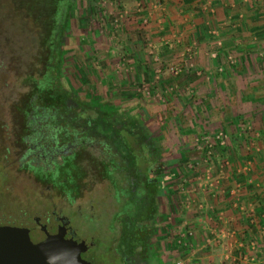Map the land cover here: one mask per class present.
<instances>
[{
  "label": "rangeland",
  "instance_id": "rangeland-1",
  "mask_svg": "<svg viewBox=\"0 0 264 264\" xmlns=\"http://www.w3.org/2000/svg\"><path fill=\"white\" fill-rule=\"evenodd\" d=\"M125 2L130 5V11L138 8L136 0H74L67 28L60 35V60L63 61L55 70L57 57L50 58L49 48L41 43L47 34L44 21L47 3L42 0H0V123H3L0 129L3 133L0 134V214L11 223L24 221L31 225L30 216L41 212L43 196L49 194L31 173L20 166L24 146L14 144V141L22 130L20 115L28 109L25 105L29 95L41 91L40 88L45 89L52 74L50 77L58 78L56 81L53 79V85L65 91L68 105L77 104L81 115L85 113L89 121L101 110H109L107 114L112 110L113 117L108 122L112 125L118 124L120 115H129L130 121L143 132L146 145L155 148L160 163L157 176L161 177L158 182L161 190L156 198L155 232L149 235L151 244L145 247L144 264H202L204 259L200 258L201 255L192 257L193 260L187 259L191 257L188 251L192 246L188 243L192 231L186 229L194 226L189 223L201 217L202 213L192 217L185 206L189 205L190 198L193 201L197 199L199 204L203 202L196 176L201 179L213 169L217 171L218 163L216 160L207 163V156L220 158L228 154L225 146L220 148L219 142H232L235 136L238 139L237 134L230 133V130L234 128L231 114L242 103L239 95L246 96L253 91L263 95L264 85L261 83L264 78H257L255 86V76L251 75L256 73L254 69H246L245 75L239 78L229 68L224 70L223 64L236 61V55H219L217 67L208 71L198 67L200 59L196 61L198 66L193 67L192 54L190 60L176 61L175 54L162 55L159 50L157 53L152 51L154 44L146 40L143 46L152 52H147V48L141 64L143 69H138L140 64L137 70L129 68L133 66L130 61L134 65L136 61L132 59L134 54L124 50L126 39H123L122 28L128 29L124 20L129 11L125 9ZM160 27L161 23L157 22L149 29L137 25L136 30L164 35L165 28ZM165 39L168 40L165 43L167 48L173 49V42ZM160 43L164 44L161 40ZM141 44L138 43L140 47ZM215 56L208 55L209 59ZM219 74L224 81L217 78ZM207 91L210 98L204 96ZM175 94L177 96L174 97ZM240 109H244L243 105ZM241 120L248 124V118L242 117ZM220 131H225V135ZM83 152L77 165L73 163L68 167L67 160L64 162L62 174L65 181H60V173L57 176L47 174L45 180L53 186L51 196L56 206L61 204L60 195H66L69 201L75 198V203L81 205V215L74 216L65 207L62 213L70 220L77 236L84 239L93 237L95 246L90 253H94L96 263L120 264L114 255L116 246L113 243L117 240L120 224L116 222L113 229V223L123 218L119 210L124 203L117 206L113 200L117 196L112 193L113 189L110 191L104 181L95 180L92 169L95 160H91L96 155L95 149L87 148ZM33 174L38 177L35 172ZM111 174L109 171L108 175ZM192 176L197 181L193 187L188 182ZM116 193L121 195V192ZM128 193L129 196L136 194L134 191ZM89 206L93 208L91 216L87 211ZM44 209L48 211L50 208ZM176 215L179 222L173 220ZM195 232V237L201 239V227ZM162 241L166 242V250H163L166 257L157 251ZM200 245L192 249L197 248V253L205 252ZM211 253L216 254L213 250ZM175 258L183 262H175Z\"/></svg>",
  "mask_w": 264,
  "mask_h": 264
},
{
  "label": "crops",
  "instance_id": "crops-1",
  "mask_svg": "<svg viewBox=\"0 0 264 264\" xmlns=\"http://www.w3.org/2000/svg\"><path fill=\"white\" fill-rule=\"evenodd\" d=\"M136 1L138 8L132 7L133 11H130V5L125 2V9L129 11L124 22L128 29L122 28L123 39H126L124 50L128 54H134L132 59L136 61V66L130 61L133 66L129 68L137 70L139 64H142L148 48L143 46V41L145 44L146 40L154 44L152 51L157 53L159 50L162 55L175 54L176 61L190 60L192 54L193 67L200 64L198 67L208 71L217 67L216 59H219V55H236V61L223 64L224 70L229 68L239 78L245 75L246 69H254L256 73L251 75L255 76V86L257 78H264V0ZM157 22L161 23L160 29L165 28L164 35L136 30L137 25L149 29ZM165 38L173 42V49L167 48L165 43L168 40ZM140 42L142 47L138 45ZM135 44L137 46L134 47ZM148 50L147 52H152L151 49ZM208 55L216 56L209 59ZM198 59L201 63L197 64ZM140 67L143 69L144 66L141 65L138 69ZM124 70L128 72V68L124 67ZM217 78L225 80L220 74ZM261 84L264 85V82ZM204 96L210 98L209 92ZM239 101L245 105L241 103L238 106L237 111L241 114L235 116L234 128L230 130V133L237 134L238 139L235 136L232 142H219L220 148L224 149L225 146L227 149L226 156H207V163L216 160L217 171L213 169L201 179L196 176L198 183L196 177L188 179L189 186L193 187L197 183L203 194L202 203L190 198L189 205L185 206L192 217L202 213L201 217L192 219L193 223H189L194 226L186 227L192 231L188 245L193 248L201 243L200 247L205 248V252L197 253V248H191L188 251L191 257L187 259L199 258L197 255H201L200 258L204 259L202 264H264V94L253 91L246 96L239 95ZM242 105L244 109H240ZM245 107L250 109L249 112ZM242 117L248 118V124L242 123ZM220 132L225 135V131ZM170 177L171 175L168 178ZM178 219L177 215L173 217L175 222H179ZM199 227L201 239L195 237V231ZM161 245L157 251L166 257L163 254L166 253L163 251L166 242L162 241ZM212 250L216 254L211 253ZM175 259V262L180 260Z\"/></svg>",
  "mask_w": 264,
  "mask_h": 264
},
{
  "label": "flooded vegetation",
  "instance_id": "flooded-vegetation-1",
  "mask_svg": "<svg viewBox=\"0 0 264 264\" xmlns=\"http://www.w3.org/2000/svg\"><path fill=\"white\" fill-rule=\"evenodd\" d=\"M43 91L31 92L29 95L25 105L28 109H22L25 113L20 115L22 130L14 144L24 146L20 166L28 172L26 167L30 166L39 171L43 180L36 178L31 171L29 173L49 194L43 196L41 212L30 216L31 225L24 221L11 223L1 214L0 225L26 228L32 242L57 234L54 242L61 246H71L72 241L82 239L87 246L80 251L79 259L88 264H97L94 253H90L95 246L93 237L84 239L77 236L70 220L62 213L65 207L74 216L81 215V205L75 203V198L69 201L66 195H60L61 204L56 206L51 196L53 186L45 180L47 174L57 176L60 173V181H65L62 174L66 165L64 162L67 160L68 167H72L73 163L77 165L83 151L94 148L96 155L91 160H95L92 163L95 180L104 181L105 187H110V191L113 189L112 193L117 195L113 198L117 206L124 203L122 210L118 209L123 218L113 223V229L116 222L120 224L117 240L113 241L116 246L114 255L120 264H144L145 247L151 244L149 235L155 232L153 220L157 213L156 198L161 190V185H158L160 176H157L160 163L155 148L146 145L143 132L130 121L128 115H120L118 124L112 125L108 123L113 117L112 110L108 114L106 112L109 110H101L89 121L85 113L81 115L77 104L68 105L65 93L58 97V100L65 98L63 104L54 102L50 106L47 101L49 95L46 94L49 91ZM14 108L19 113L18 107ZM0 124L2 129L3 123ZM1 140L0 136V143ZM109 171H112L111 175H108ZM116 191L121 192V195ZM128 191L136 194L129 196ZM48 206L50 209L45 211L44 208ZM92 210V206L87 208L88 213Z\"/></svg>",
  "mask_w": 264,
  "mask_h": 264
},
{
  "label": "water",
  "instance_id": "water-1",
  "mask_svg": "<svg viewBox=\"0 0 264 264\" xmlns=\"http://www.w3.org/2000/svg\"><path fill=\"white\" fill-rule=\"evenodd\" d=\"M56 236L32 242L26 228L0 225V264H88L79 259L87 246L82 239L61 246L54 242Z\"/></svg>",
  "mask_w": 264,
  "mask_h": 264
},
{
  "label": "trees",
  "instance_id": "trees-1",
  "mask_svg": "<svg viewBox=\"0 0 264 264\" xmlns=\"http://www.w3.org/2000/svg\"><path fill=\"white\" fill-rule=\"evenodd\" d=\"M42 1L47 3V8L44 12L47 15L46 19H44L47 27V31H46L47 34L44 37V39L41 41V43H43L44 45L46 44L47 47L49 48L50 58L57 57V61H56L57 64L55 66V70H56L57 65L59 67L61 62L63 61L60 60V58H62L61 51L59 49L60 38H61L60 35L62 33V30L64 28L65 29L67 28L68 20L72 14L71 11L74 7V0H42ZM50 76H52V74L49 75L50 80L48 82V86H45L46 88L44 89V91L42 90V88H40V90L43 91L44 93L46 92V90L49 91L46 94L49 95L47 101L50 106L54 104V102H59L63 104L65 98L62 97L60 98V100H58V97L59 95H63L64 92L59 88L58 85L57 86L53 85L54 81L58 80V78L56 76L54 78ZM65 97H66V93H65ZM56 99L58 101H56ZM239 114H241L239 111L234 110V112H232L231 114V117L234 120L235 116L238 117ZM179 158L182 159L183 157L180 156ZM26 168L29 169V172L30 171L32 173L35 172V174L38 176L36 178L39 179L43 178V175L40 174L39 171L35 170V168L33 169V167L31 166Z\"/></svg>",
  "mask_w": 264,
  "mask_h": 264
},
{
  "label": "built area",
  "instance_id": "built-area-1",
  "mask_svg": "<svg viewBox=\"0 0 264 264\" xmlns=\"http://www.w3.org/2000/svg\"><path fill=\"white\" fill-rule=\"evenodd\" d=\"M213 55V54H212ZM175 72H176V70H175ZM191 233L190 232H188V235H190Z\"/></svg>",
  "mask_w": 264,
  "mask_h": 264
}]
</instances>
